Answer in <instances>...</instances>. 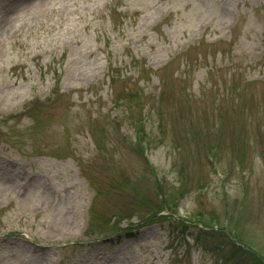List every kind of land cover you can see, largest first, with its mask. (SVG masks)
<instances>
[{"label": "rangeland", "instance_id": "374dc122", "mask_svg": "<svg viewBox=\"0 0 264 264\" xmlns=\"http://www.w3.org/2000/svg\"><path fill=\"white\" fill-rule=\"evenodd\" d=\"M5 7L0 264H264V0Z\"/></svg>", "mask_w": 264, "mask_h": 264}]
</instances>
